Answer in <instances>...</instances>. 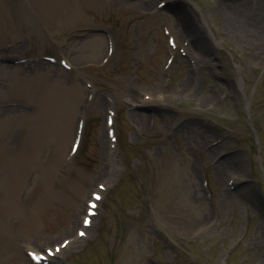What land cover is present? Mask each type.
I'll return each mask as SVG.
<instances>
[{
  "label": "rangeland",
  "instance_id": "rangeland-1",
  "mask_svg": "<svg viewBox=\"0 0 264 264\" xmlns=\"http://www.w3.org/2000/svg\"><path fill=\"white\" fill-rule=\"evenodd\" d=\"M160 1L0 0V264L75 239L106 173L90 233L51 264H264V48L222 28L218 0ZM182 7L208 22L205 53Z\"/></svg>",
  "mask_w": 264,
  "mask_h": 264
},
{
  "label": "bare ground",
  "instance_id": "bare-ground-1",
  "mask_svg": "<svg viewBox=\"0 0 264 264\" xmlns=\"http://www.w3.org/2000/svg\"><path fill=\"white\" fill-rule=\"evenodd\" d=\"M140 1L143 3V5L145 4L148 7V3H146V0H140ZM178 1L179 0H163L160 2H164V3L166 2L167 3L166 7H168L169 5L172 6L173 2L176 3ZM213 12L215 16H217L222 28L226 29L237 42H242L246 45H251L253 48H257V50H259L258 54L262 55V49L264 48V2L263 1L218 0V2L215 4V8ZM179 18L183 27L187 29L188 39L192 44L191 46L195 47V51H194L195 53L192 52L193 47H188L192 55L193 54L200 55L205 50L208 51V49L210 50L214 45H216L210 42L207 35L204 34V32L201 29V22L204 24H206L207 22L206 20H204V15H202L199 19L194 14V12L189 11V9L186 7H182L181 9H179ZM207 27L210 28L208 22H207ZM89 47H90L89 52H91V54L96 56L98 54V49L92 48V45L90 44ZM169 54L173 55L174 52H172L171 50ZM200 57L201 56H195V57L192 56V58L196 60L195 65H200V61L201 62L204 61L203 58L200 59ZM195 80L196 78L194 77L193 73L188 72L186 80L183 81V84L181 85L183 87L181 92L183 94H188L189 92H191L195 88ZM155 93H160V92L158 90ZM155 93H153L154 97H151L149 101L136 98L137 108H141V109L148 108V106L145 105H148L150 101H153L155 103L166 101L165 99L162 100L161 98L157 99L158 97L156 98ZM133 116L136 117L137 114H133ZM143 118L144 117H141V119ZM101 136H102L101 140L104 141V144L106 145V156H109L110 152L113 153V151L110 150V145L109 148L107 147L106 133L104 132V134H102ZM106 156H105V160L107 161ZM112 163H114V161H112ZM106 176H107V180L105 184L106 186H110L114 182L115 178L110 173H106ZM103 200L101 201V204ZM96 219L97 218L95 217L93 221L96 222ZM90 231L91 230L88 229V233H90ZM76 239H78V237H76ZM78 241L79 240H75V242ZM70 246H72V244H70L69 247ZM67 248L68 247H66V249ZM63 252L64 251L60 252V255H62ZM60 255L59 256L56 255L52 259H56L57 261L61 260Z\"/></svg>",
  "mask_w": 264,
  "mask_h": 264
},
{
  "label": "snow or ice",
  "instance_id": "snow-or-ice-1",
  "mask_svg": "<svg viewBox=\"0 0 264 264\" xmlns=\"http://www.w3.org/2000/svg\"><path fill=\"white\" fill-rule=\"evenodd\" d=\"M100 197L99 196H97L96 197V199H99ZM91 207H95V205H92ZM85 223L87 224L88 223V221L87 220H85ZM81 235H84V233H80Z\"/></svg>",
  "mask_w": 264,
  "mask_h": 264
}]
</instances>
